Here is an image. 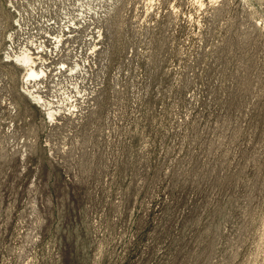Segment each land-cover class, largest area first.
Here are the masks:
<instances>
[{"label": "rangeland", "instance_id": "374dc122", "mask_svg": "<svg viewBox=\"0 0 264 264\" xmlns=\"http://www.w3.org/2000/svg\"><path fill=\"white\" fill-rule=\"evenodd\" d=\"M0 264H264V0H0Z\"/></svg>", "mask_w": 264, "mask_h": 264}, {"label": "bare ground", "instance_id": "6f19581e", "mask_svg": "<svg viewBox=\"0 0 264 264\" xmlns=\"http://www.w3.org/2000/svg\"><path fill=\"white\" fill-rule=\"evenodd\" d=\"M75 27V26H74ZM57 36V35H56ZM62 35H59L57 38L59 39V42L62 41L64 38H62ZM24 49V48H23ZM44 49V48H43ZM30 49L26 48L25 50L16 53L15 55H13L15 61L18 62V64H20L21 66H24V77H26V80H31V79H36L39 76H42L41 74H43V70L40 69L38 70L35 67V63L34 61V57L32 56L33 54H31L32 52L29 51ZM8 55V54H7ZM42 55V54H41ZM46 59V58H45ZM80 63H77V65H79ZM76 65V64H75ZM78 67V66H76ZM82 69V68H81ZM70 70V69H69ZM31 89V88H30ZM28 92V91H27ZM35 97L38 95H34ZM34 97V98H35ZM52 106V104H50ZM51 106H47V111L46 114L48 115L49 118L51 119H55L56 118V112L57 110H55L53 107Z\"/></svg>", "mask_w": 264, "mask_h": 264}]
</instances>
